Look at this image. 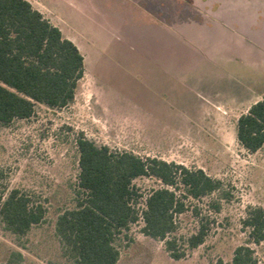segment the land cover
Returning a JSON list of instances; mask_svg holds the SVG:
<instances>
[{"label": "rangeland", "instance_id": "obj_1", "mask_svg": "<svg viewBox=\"0 0 264 264\" xmlns=\"http://www.w3.org/2000/svg\"><path fill=\"white\" fill-rule=\"evenodd\" d=\"M30 1L78 45L85 74L67 107L37 104L32 117L0 126V190L24 189L47 206L45 219L25 236L8 230L0 217V264L68 261L56 222L77 202L80 132L98 144L201 167L224 182V191L193 202L199 216L191 209L178 217L175 235L184 239L209 218L203 244L174 259L164 240L142 232L139 220L117 240L118 264L231 263L235 248L246 243L264 264V241L250 243L243 225L250 206L264 207V146L250 152L236 136L238 117L264 98V51L251 52L244 62L234 47L218 44L216 29L202 38L194 24H211L207 14L216 9L215 0H175L178 22L167 21L170 31L145 0ZM187 21L194 27L182 25ZM164 36L177 66L156 60L153 44ZM134 182L144 194L140 207L162 185L147 176Z\"/></svg>", "mask_w": 264, "mask_h": 264}, {"label": "trees", "instance_id": "obj_2", "mask_svg": "<svg viewBox=\"0 0 264 264\" xmlns=\"http://www.w3.org/2000/svg\"><path fill=\"white\" fill-rule=\"evenodd\" d=\"M84 74L85 57L78 45L30 0H0V126L32 117L37 104L67 107L75 100ZM236 136L250 152L264 146V98L238 117ZM76 143L77 202L64 209L56 222L68 260L64 264H118L117 240L139 220L144 223L142 232L164 240L174 259L205 242L209 218L202 217L198 230L184 239L175 235L178 217L191 209L199 216L193 202L224 191L221 178L201 167L98 144L83 132ZM141 176L162 183L145 196L143 207L138 203L144 194L134 182ZM219 208L216 203L215 209ZM46 213L45 203L24 189L0 190V217L14 234L25 236ZM243 225L249 229L250 243L264 241V207L250 206ZM216 264L259 263L255 248L246 243L235 248L231 263L220 258Z\"/></svg>", "mask_w": 264, "mask_h": 264}, {"label": "crops", "instance_id": "obj_3", "mask_svg": "<svg viewBox=\"0 0 264 264\" xmlns=\"http://www.w3.org/2000/svg\"><path fill=\"white\" fill-rule=\"evenodd\" d=\"M145 2L156 9L158 20L165 27H168L169 31L173 26L172 24L178 22L175 0H145ZM215 2L216 9H212L210 14H207V16L211 15V24L209 22L194 24L191 21L181 24L191 25L192 27H194L193 24L198 25L195 28L204 32L202 38L205 39L209 37L207 34L209 31L216 29L218 44L225 46L227 43L228 45L225 48L234 47L237 50L238 58L244 62L251 58V52L264 51V0H215ZM168 20H173V23H170V21L167 23ZM157 38L158 42L153 44V50L158 55L156 59L158 64L160 66H177L179 63L177 55H171L170 52L165 51L167 48L165 44L168 40L166 36ZM190 41L194 43L193 40ZM235 41L239 42L238 46L242 45L243 47L232 45ZM251 80L253 79L251 78ZM215 102L220 103V101ZM220 104L223 105L222 102Z\"/></svg>", "mask_w": 264, "mask_h": 264}]
</instances>
